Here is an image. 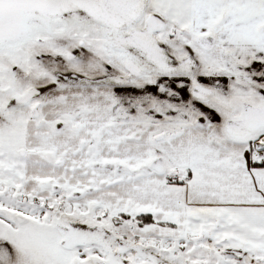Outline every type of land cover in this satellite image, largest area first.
Wrapping results in <instances>:
<instances>
[{
  "label": "snow or ice",
  "instance_id": "1",
  "mask_svg": "<svg viewBox=\"0 0 264 264\" xmlns=\"http://www.w3.org/2000/svg\"><path fill=\"white\" fill-rule=\"evenodd\" d=\"M0 264H264V0H0Z\"/></svg>",
  "mask_w": 264,
  "mask_h": 264
}]
</instances>
